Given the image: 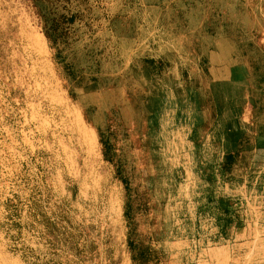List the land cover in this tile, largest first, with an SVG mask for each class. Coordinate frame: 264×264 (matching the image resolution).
<instances>
[{
    "label": "rangeland",
    "instance_id": "374dc122",
    "mask_svg": "<svg viewBox=\"0 0 264 264\" xmlns=\"http://www.w3.org/2000/svg\"><path fill=\"white\" fill-rule=\"evenodd\" d=\"M82 12L54 49L31 0H0V264H264V135L236 156L264 0ZM67 63L102 87L72 97Z\"/></svg>",
    "mask_w": 264,
    "mask_h": 264
},
{
    "label": "trees",
    "instance_id": "16d2710c",
    "mask_svg": "<svg viewBox=\"0 0 264 264\" xmlns=\"http://www.w3.org/2000/svg\"><path fill=\"white\" fill-rule=\"evenodd\" d=\"M36 8H39V14L43 24V35L51 48L56 49L60 44H70L72 35L75 32L76 25L83 18L82 6L89 0H31ZM242 56L250 66V100L253 106L252 124H247L245 130H239L236 133L237 153L253 151L257 145V139L264 135V49L253 43L242 46ZM60 52H57L58 62H62ZM61 64H64L63 62ZM149 64H154L151 60ZM68 83L71 86L69 94L73 97L74 88H82L83 91L94 92L102 87V78L100 76H84L82 68H76L73 64L67 63ZM100 144L103 147V156L106 161L112 162L108 155L109 144L100 137ZM117 169L119 167L117 166ZM119 177L120 170H118ZM126 190H128V185ZM129 246L132 242L129 241Z\"/></svg>",
    "mask_w": 264,
    "mask_h": 264
}]
</instances>
